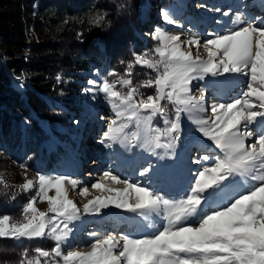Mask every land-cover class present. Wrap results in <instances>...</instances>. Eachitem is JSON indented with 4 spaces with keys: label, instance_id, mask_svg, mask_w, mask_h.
Returning <instances> with one entry per match:
<instances>
[{
    "label": "snow or ice",
    "instance_id": "obj_1",
    "mask_svg": "<svg viewBox=\"0 0 264 264\" xmlns=\"http://www.w3.org/2000/svg\"><path fill=\"white\" fill-rule=\"evenodd\" d=\"M160 15L166 25L180 27L169 9ZM222 16L229 17L227 23L216 21L223 29L203 39L195 33L182 39L180 32L155 27L150 33L155 46L121 61L123 75L89 79L83 89L93 99L102 94L112 110L99 139L105 148L119 145L128 153L141 149L158 159L175 158L185 119L194 134L210 142L199 145L190 158L197 167L178 197H168L147 182L153 172L147 163L138 170L139 177L147 178L143 183L106 171L91 189L79 187L80 196L91 190L106 193L81 208L69 197L68 187L77 190L80 180L39 173L28 178L27 167L21 165L22 184L9 185L2 177L0 184L34 195L19 217L0 215V238H47L54 247L37 248L35 255L25 250L19 264H264V15L229 9ZM104 21L97 14L90 22L100 26ZM136 66L155 75L134 84ZM226 74L243 78L237 95L209 101L204 88L193 93L194 81ZM55 79L61 82L62 77ZM141 88L154 93L144 95ZM158 120L163 127L154 123ZM43 202L44 211L37 207ZM110 206L142 217L154 231L135 236L92 232L89 250L71 248L73 222ZM153 216L159 218L158 226Z\"/></svg>",
    "mask_w": 264,
    "mask_h": 264
},
{
    "label": "trees",
    "instance_id": "obj_2",
    "mask_svg": "<svg viewBox=\"0 0 264 264\" xmlns=\"http://www.w3.org/2000/svg\"><path fill=\"white\" fill-rule=\"evenodd\" d=\"M143 2L0 0V155L28 170H51L52 162L42 159L46 144L50 135L62 138L58 127L68 128L66 112L52 100H58L61 84L70 83L77 71L103 67L99 71L102 79H114L110 73H124L121 61L132 59L133 52L142 53L155 46V42H142L136 35ZM97 14L105 16L100 26L90 22ZM58 74L61 82L55 79ZM132 79L134 84L146 79L145 69L136 66ZM13 81L21 83L22 90L13 88ZM149 89L141 88L140 92L150 95ZM38 120L46 123L50 135ZM31 195L0 186V215L19 217ZM52 247L54 242L47 238H0V264H19L25 250L35 255L37 248Z\"/></svg>",
    "mask_w": 264,
    "mask_h": 264
},
{
    "label": "rangeland",
    "instance_id": "obj_3",
    "mask_svg": "<svg viewBox=\"0 0 264 264\" xmlns=\"http://www.w3.org/2000/svg\"><path fill=\"white\" fill-rule=\"evenodd\" d=\"M204 1L207 0H195L193 10L194 11L198 10L196 9L197 4L199 2L201 4H204L205 3ZM162 9H169L174 15V18L178 21L180 27H177L176 25H166L163 22L160 15ZM178 11L180 10L177 8L175 0H168L166 4L163 3V0H144L140 8V26H139V30L136 32V35L142 42H144L145 40L153 41L151 39L150 33L157 26H163L172 32H176L178 30L183 35L185 33L186 35L187 33L189 34L191 29L194 28V25L190 23H187L188 25H186V23L182 19H180V16L178 15ZM24 22L25 20L23 21V23ZM215 25H216V19L214 18L210 26H215ZM27 34L32 36L31 31H28ZM26 53L27 52H25V54ZM144 69L146 72V79L149 78L150 76L155 75V73L152 72L151 70L146 68ZM100 70L103 71L104 68L103 67L98 68L97 70H93V71L91 70L77 71L76 76H73L72 78L70 77L71 78L69 79L70 83L61 84L62 90L58 92V100H52V102H54L58 106V108L66 112V116H67L66 122L68 123V128L66 130H63V128L61 127L57 128L58 133L61 134L62 137L61 139H59L53 135H50L48 131V127L45 122H39V125L42 128H44L50 135V140L46 144V154L42 159L43 161L49 160L50 162H52V168L47 172H38L35 169H31L27 171L28 178H33V179L39 173L42 175H52V176L67 175L80 180L81 185L78 186L77 190L75 191L71 190V194L73 195H70V197L77 204V206L81 208L83 207L84 203H87V200L92 199L94 196L101 195L102 193L94 191V193H92L93 195L91 194L90 197L84 198L79 195V187L87 186L90 188L92 183L97 182L103 176L105 170L112 171L113 169L112 173L114 175L120 176V172L117 170H119L120 169L119 167H121L120 165L123 162H125L128 164V166L132 167L133 169L132 171H134L136 173V176L139 177L138 170L140 169L141 165L146 166L147 163H151L153 165V171L155 170V168H157V162H156L157 157L149 156L146 152H143V150L141 149H134L131 153H128L125 152L123 148H121V151L123 152L122 159L120 160V162L116 163L119 166L115 167L118 169H115L112 166V162H115L114 159L115 154H112L111 152V150L113 149L105 148L99 143V139L102 136L103 131L106 130L107 118L113 116L112 110L110 106L107 104V102L104 100L102 94L96 95V98L93 99L90 94H86L83 91L84 88L89 87V85H87V80L96 79L99 81L100 79H102L103 74L102 75L101 73L99 74ZM200 82L201 84L199 88L201 87L206 88L207 78L206 80ZM12 84H15L17 89L22 90L21 83L16 84L15 81H13ZM193 91L195 92V90ZM148 92L150 95H152L154 93V89L150 88L149 91H147V93ZM196 94H198V92ZM205 96L209 100L210 91L205 90ZM44 100L50 103L49 98L45 97ZM185 122L186 121L184 120L183 122L184 131L181 135V139L176 148V156L175 158H168L170 160V163L167 169V176H168L167 179L171 181L170 182L171 184H169L170 192L165 193L160 191L162 194L168 197H178L181 190L185 188V186L181 185L180 178L178 177L180 165L177 161V156L181 154L184 155L188 154L190 157H195L199 152V146L197 145V141H199L201 144L210 143L205 141L202 137H199L198 134H194L191 131V128L188 127V125ZM154 123L157 126L163 127L162 120L155 121ZM118 147L120 148L119 145ZM90 154L93 156H89ZM101 161H102V166H99L97 168V163ZM75 170H78L79 173L78 175L73 176L72 173H75ZM128 173L129 172L127 170L126 173L123 174L122 178L124 179L128 175ZM86 176L89 178L88 181L86 180ZM136 176L135 178H137ZM0 177H2L7 184L19 185L24 182V170L21 169L12 161L8 160L6 157L0 155ZM140 178H142V180L147 179L143 177ZM0 186L3 187V184H0ZM154 188L156 189V187ZM31 194L34 195V191L31 192ZM37 207L40 208V210L44 211L47 209V203L46 202L38 203ZM136 216L137 215L133 213H128V212L126 213L125 211H120L119 209L116 208L113 210L111 209V207H109L107 209H102L100 214L81 215L80 218L81 219L84 218L86 221L84 223L85 227H81V229L89 228L87 227L89 226L88 225L90 223L89 221L95 222L97 223V225H101L103 223L107 225V223H111L112 220L110 219H118L117 221L119 222L122 221L124 223L125 217L132 219L135 218ZM137 217L144 221L142 217L140 216ZM76 221H74L72 224L73 233L77 232ZM117 224L118 226L119 224H121L120 226H122V228L125 227V225H123L122 223L117 222ZM86 231H88V229ZM97 232L101 234H105V231H102L100 229H97ZM86 233L90 234L92 232L89 231ZM127 233L131 234V231ZM131 235L135 236L137 235V232L134 231ZM80 236L81 239L85 241V242L82 241L84 243L82 245L84 246V251L89 250L88 245L92 242L93 238L85 237L83 235ZM70 245L71 248L73 249H82L81 245L77 247V245H75L73 241L70 242ZM68 249H69V245H65L64 250L67 251Z\"/></svg>",
    "mask_w": 264,
    "mask_h": 264
},
{
    "label": "bare ground",
    "instance_id": "obj_4",
    "mask_svg": "<svg viewBox=\"0 0 264 264\" xmlns=\"http://www.w3.org/2000/svg\"><path fill=\"white\" fill-rule=\"evenodd\" d=\"M200 2H202V1H200ZM200 2L197 4L196 9H198V10L193 11V13H189L183 8L180 11H178V15L180 16V19H182L186 23V25H188L187 23L194 25V28L191 29L189 34L195 33L197 35H200L202 39L209 32L223 29V26H224L223 23L222 24L216 23L215 26H210V24H212L214 18L216 19V21L220 20V21H223L224 23H227V21L229 20V17L222 16L223 11H227L229 9H232L233 13L240 11V12H246L247 14L250 15L249 12H251L255 9H259L260 12L257 15H263L264 14V3H262V0H212V1L207 0V1H204L206 3V4L205 3L204 4L207 5L206 8L198 7V5L201 4ZM215 8H220L221 12L209 10V9H215ZM188 15H189L190 20L188 18ZM187 35H188V33H187ZM187 35H186V33L184 35H182V39H184ZM206 78H207V86L204 89L206 91L207 90L210 91L209 101H211L214 98H219L222 101L228 100L230 97H232L234 95L235 92H239L241 87L243 86V78L237 77V76H229L226 74L223 77H211V76H209ZM206 78H205V80H206ZM193 84L195 85V87L193 88V90H195V92L194 91L193 92H194V94H196L197 93L196 90L200 87L201 82L200 81H194ZM185 121H186L185 123L188 125V127L191 128L192 126L188 123V121L186 119H185ZM197 145L199 146V145H201V143L199 141H197ZM112 149L114 150V151L111 150L112 154H115V158H114L115 162H112V166L115 168V167L119 166L116 163L120 162V160L122 159L123 152L121 151V147L119 148L118 145H115ZM89 156H93V155L90 154ZM186 156H187V154L186 155L181 154V155L177 156V161L180 165L178 177L180 178L181 185L185 186V187L187 186L189 179H190V170H192L194 172V170L197 167L195 164L190 163V156H188L189 160L186 159ZM156 162H157V168H155V170L152 172L150 179H147V182L151 183L153 187H156V190L168 193V192H170L169 191V189H170L169 184H171L170 183L171 181H169V179H167V177H168L167 176V169H168L170 160L168 158H164V159L156 158ZM99 166H102V161L97 163V168ZM120 166H121V167H119L120 169L117 171L120 172L121 178H122L123 174H125L126 171L128 170L129 173H128V175L126 174L128 176V177L126 176L127 178L132 179V180H140L142 183L146 181V179L142 180V178L137 177L136 173L134 171H132L133 170L132 167L128 166L127 163L123 162ZM115 169H118V168H115ZM105 172H106V170H105ZM111 172H113V169ZM123 172H125V173H123ZM78 173H79V171L75 170V173H72V175L76 176V175H78ZM116 174H118V173H116ZM135 176L137 178H135ZM126 177L124 179H126ZM86 180L87 181L89 180V178L87 176H86ZM114 186L120 187V188L124 187L123 185H114ZM68 187L70 190L69 191V197H70V195H73V194H71V186L69 185ZM94 191L95 190H91L89 195L82 196V197L88 198V197H90V195L92 193H94ZM110 207L113 210L115 209L114 206H110ZM120 211H123V210H120ZM89 216H91V215H89ZM110 220H112L111 223H107V225L103 222H102L103 224L97 225V223L89 221L90 222L88 224L89 226H87L89 228L81 229V227H85L84 223L86 221L84 218H82V219L80 218L79 220L76 221L77 232L73 233V238L70 240V242L73 241L75 243V245H77V247H79L80 245L82 246L84 244L83 242H85V241L81 239L80 235L89 236V234H87L86 232H89V231L97 232V229L105 231V234L112 233L115 235L129 234L127 232H130V231H131V234L134 231H136L137 235H140V234H145V233H149V232L154 231L153 228L147 227V223H148L147 221H143L142 219L138 218L137 216L135 218H132V219L125 217L124 223L122 221L121 222L117 221L118 219H110ZM151 220H152V223L156 224L157 226L160 223L159 218H157L155 216H153L151 218ZM117 222L122 223L123 225H125V227L122 228V226H120L121 224H119V226H118ZM95 226H97V227H95ZM119 228H122V229H119ZM87 229H88V231H86ZM79 250L84 251V246H82V249H79Z\"/></svg>",
    "mask_w": 264,
    "mask_h": 264
}]
</instances>
